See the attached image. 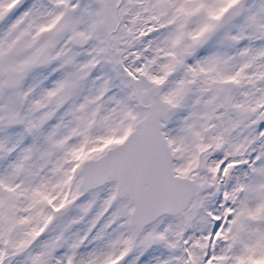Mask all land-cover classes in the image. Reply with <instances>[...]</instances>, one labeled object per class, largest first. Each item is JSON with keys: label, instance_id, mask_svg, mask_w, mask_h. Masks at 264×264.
Returning a JSON list of instances; mask_svg holds the SVG:
<instances>
[{"label": "snow or ice", "instance_id": "obj_1", "mask_svg": "<svg viewBox=\"0 0 264 264\" xmlns=\"http://www.w3.org/2000/svg\"><path fill=\"white\" fill-rule=\"evenodd\" d=\"M0 264H264V0H0Z\"/></svg>", "mask_w": 264, "mask_h": 264}]
</instances>
